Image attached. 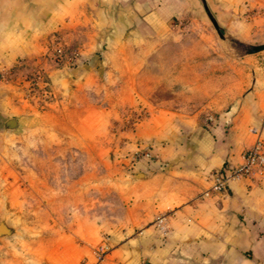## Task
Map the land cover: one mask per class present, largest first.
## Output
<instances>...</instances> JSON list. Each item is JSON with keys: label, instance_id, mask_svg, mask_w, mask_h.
Segmentation results:
<instances>
[{"label": "crops", "instance_id": "1", "mask_svg": "<svg viewBox=\"0 0 264 264\" xmlns=\"http://www.w3.org/2000/svg\"><path fill=\"white\" fill-rule=\"evenodd\" d=\"M205 1L223 31L241 42L264 25V0ZM186 21L204 23L196 0H0V76L37 70L52 77L53 94L63 85V106L90 111L96 125L92 111L101 99L116 113L139 107L147 114L126 133L124 149L151 145L154 157L127 161L123 210L104 227L110 249L100 264H264V173L253 185L232 181L223 193L210 192L213 172L238 165L264 142V65L246 56L240 62L250 65L237 69L236 81L191 113L133 96V78L157 42L153 34ZM57 46L77 55L75 69L48 63ZM2 80L0 137L7 120L18 128L30 115L21 90ZM12 242L0 237V264H19ZM72 244L76 258L63 256L60 264H77L79 256L89 264L95 244Z\"/></svg>", "mask_w": 264, "mask_h": 264}, {"label": "rangeland", "instance_id": "2", "mask_svg": "<svg viewBox=\"0 0 264 264\" xmlns=\"http://www.w3.org/2000/svg\"><path fill=\"white\" fill-rule=\"evenodd\" d=\"M184 23L153 34L157 42L149 45L144 71L133 78L135 98L171 101L185 113L199 111L236 81L239 67L250 65L240 62L246 56L264 65V50L245 54L249 46L264 44V25L251 42H241L226 32L219 40L205 16L203 24ZM46 60L72 70L78 57L57 46L48 50ZM3 75V82L21 90L30 115L0 137V223L7 229L2 237L13 240L19 264H32L33 255L39 262L46 258L60 264L63 256L72 261L77 252L72 243L96 245L109 238L104 227L121 215L126 163L143 161L130 158L146 147L152 149L148 145L129 154L125 136L147 114L139 107L130 113L116 108V113L101 99L96 104L101 107L92 111L96 125L90 111L85 115L84 109L63 106V85L53 94L52 77L37 70L17 77ZM89 259L95 264L92 254ZM85 262L84 257L77 258V264Z\"/></svg>", "mask_w": 264, "mask_h": 264}, {"label": "built area", "instance_id": "3", "mask_svg": "<svg viewBox=\"0 0 264 264\" xmlns=\"http://www.w3.org/2000/svg\"><path fill=\"white\" fill-rule=\"evenodd\" d=\"M57 56L60 55L61 50L55 49ZM131 161L135 162L143 160L149 163L153 159L152 149L144 148L141 152H135L131 156ZM264 173V142L258 140L254 143L252 148L245 151L241 156V162L236 166H227L216 172H213L211 177L210 192L215 194L223 193L228 184L232 181H246L249 185L256 183ZM155 225L160 231L166 228L162 217L155 219ZM108 249V237L105 236L92 249V257L95 264L103 262L104 256Z\"/></svg>", "mask_w": 264, "mask_h": 264}, {"label": "water", "instance_id": "4", "mask_svg": "<svg viewBox=\"0 0 264 264\" xmlns=\"http://www.w3.org/2000/svg\"><path fill=\"white\" fill-rule=\"evenodd\" d=\"M199 4L206 20L210 24L211 28L213 29L214 33L216 34L217 38L221 41L224 40V31L223 29L218 25L217 21L215 20L213 14L210 12L206 1L205 0H196ZM264 50V44L262 45H256V46H249L245 49V54L251 55L258 53L260 51ZM15 128V121L14 120H7L4 125L3 129L4 131H11ZM7 233V229L3 226V224L0 223V236L5 235Z\"/></svg>", "mask_w": 264, "mask_h": 264}]
</instances>
